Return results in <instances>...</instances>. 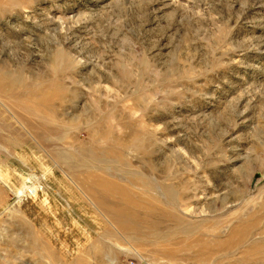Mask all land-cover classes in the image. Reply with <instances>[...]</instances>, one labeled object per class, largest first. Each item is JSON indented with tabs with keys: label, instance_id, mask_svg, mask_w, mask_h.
Here are the masks:
<instances>
[{
	"label": "rangeland",
	"instance_id": "rangeland-1",
	"mask_svg": "<svg viewBox=\"0 0 264 264\" xmlns=\"http://www.w3.org/2000/svg\"><path fill=\"white\" fill-rule=\"evenodd\" d=\"M74 262L264 264V0H0V264Z\"/></svg>",
	"mask_w": 264,
	"mask_h": 264
},
{
	"label": "bare ground",
	"instance_id": "bare-ground-1",
	"mask_svg": "<svg viewBox=\"0 0 264 264\" xmlns=\"http://www.w3.org/2000/svg\"><path fill=\"white\" fill-rule=\"evenodd\" d=\"M77 257H78V255H77ZM78 262H79V261H78ZM74 263L76 264V262H74ZM74 263H73V264H74ZM77 264H81V263H77Z\"/></svg>",
	"mask_w": 264,
	"mask_h": 264
}]
</instances>
